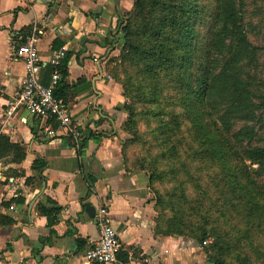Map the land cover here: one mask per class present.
I'll use <instances>...</instances> for the list:
<instances>
[{"label":"crops","instance_id":"0c3cea01","mask_svg":"<svg viewBox=\"0 0 264 264\" xmlns=\"http://www.w3.org/2000/svg\"><path fill=\"white\" fill-rule=\"evenodd\" d=\"M133 2L0 0V136L8 142L0 152V264H88L84 253L98 238L101 207L118 236L120 262L207 264L195 243L160 230L146 178L123 164L116 110L122 97L105 78L106 58ZM33 29L42 84L49 83L52 56L68 57L65 103L82 134L76 150L71 135L52 122L56 136L48 139L44 125L25 111L3 115L25 71L11 48ZM87 179L94 180L91 188Z\"/></svg>","mask_w":264,"mask_h":264},{"label":"rangeland","instance_id":"374dc122","mask_svg":"<svg viewBox=\"0 0 264 264\" xmlns=\"http://www.w3.org/2000/svg\"><path fill=\"white\" fill-rule=\"evenodd\" d=\"M196 3L194 32L187 50H182L183 42L177 32L153 39L152 44L143 38L140 41L128 39L126 45L119 28L115 50L110 58H106L107 76L122 97L116 108L122 113L117 139L121 143V152L122 148L125 150L127 173L143 174L151 201L154 206L159 198L165 202L167 218L184 206L179 196L194 192L195 188L203 196L207 195L203 202L206 209L212 197L213 205L206 218L209 223H215L217 219V233L227 231L225 237L231 243L242 234L253 243V248L258 245L256 248L263 251L264 230L256 240L259 234L253 229L247 231L246 227L248 223L264 227L260 223L264 222V170H259L241 155L240 148H245L248 142L237 144L231 133L226 135L215 131L212 124L216 123V114L212 116L204 109L199 99L204 60L207 62L202 38L211 30L213 0H197ZM238 4H242V25L247 31V40L257 49L249 75L264 93V0H242ZM131 10L132 7L122 16L121 26L126 24ZM147 16L142 19L133 14L131 34L139 31L142 25L147 26ZM125 53L128 55L122 59ZM182 71L187 73L189 81L183 82ZM182 115L185 117L181 119ZM171 118L177 123L174 130ZM259 120L253 126L264 140V104ZM241 126H235L232 132ZM196 155H199L200 163L194 162ZM137 163H141L143 169ZM148 171L154 173L153 180ZM180 182L182 184L178 186ZM218 210L225 213L223 217L219 216ZM186 220L198 224V219ZM182 238L201 248L209 264L207 253L198 239ZM238 254H241V247L227 254L224 264H239Z\"/></svg>","mask_w":264,"mask_h":264},{"label":"trees","instance_id":"16d2710c","mask_svg":"<svg viewBox=\"0 0 264 264\" xmlns=\"http://www.w3.org/2000/svg\"><path fill=\"white\" fill-rule=\"evenodd\" d=\"M239 1L242 2V0H213L211 30L208 36L202 38L207 62L204 60L203 83L198 89L199 99L204 109L212 116L216 114V123L214 121L212 124L215 131L226 135L231 133L232 140L237 144L248 142L245 148H240L241 155L262 171L264 170V140H262L253 125L260 122V110L264 104V93L259 90L260 85L257 82L255 83L249 75V68H252L255 63L257 49L247 40V31L242 25V4H238ZM196 2L197 0H135L132 10L128 14L126 24L124 23V26L120 24L123 41L128 45V39L140 41L146 38L152 44L153 39L156 40L177 32L178 37L183 42L182 50H187L194 32L193 26L198 10ZM133 14L138 15V17L141 16L142 19H145V16L148 15L149 19L146 21L147 26L142 25L139 31L131 34V17ZM147 30L149 33H147ZM196 41H199V37ZM150 54L153 55L151 52ZM185 54L187 56V53H183V56ZM127 55V53L122 54V59ZM67 61L68 57H64L59 71L60 80L54 90V97L64 102L66 86L63 81L67 75ZM49 69L51 75L52 70L50 67ZM180 76L184 77L183 82L190 80L185 71L180 72ZM122 84L127 94L130 95L128 86L124 82ZM187 89H190V86ZM172 114L176 115V113ZM184 117L182 115L181 119ZM171 121V127L174 130L177 123L173 118H171ZM239 124L242 126L232 132L234 127ZM193 139H195L194 136ZM7 144L6 138L0 136L1 153L6 149ZM8 147L9 149L12 148L11 146ZM122 158L123 164L126 166L124 148H122ZM194 162L200 163L199 155L194 157ZM137 165L143 169L141 163H137ZM148 172L151 180H153L154 173ZM87 182L88 187L91 188L94 180L87 179ZM181 184L182 182L178 186H181ZM193 191L179 196L184 206L179 212H173L170 218H167L165 202L160 198L158 199L154 208L157 214V226L160 230H164L167 236H188L198 239L201 246L203 242L211 240L209 244L203 246L209 264H224V257L227 254H232V250L240 247L241 254L236 256L239 264H264V250L257 249L258 245L253 248V243L248 241L242 234L231 243L229 238L225 237L228 236L227 231L217 233V227L215 226L217 219L215 223L213 221L209 223L208 218H206L213 205L211 204L212 197L209 199L210 204L206 209L203 202L208 198L207 195L204 194L203 196L195 188H193ZM217 212L220 213L219 216L221 217L225 214L219 210ZM42 213L47 216L50 212L42 211ZM186 218L198 219V224L188 222ZM3 221L7 224L11 222L7 219ZM260 223L264 226V222ZM248 225L246 224L248 226L246 227V229L248 228L247 231L253 229L259 234L256 237V240H259L260 236L263 235L261 231L264 230V227H254V224L251 223H248Z\"/></svg>","mask_w":264,"mask_h":264},{"label":"built area","instance_id":"2783aa9c","mask_svg":"<svg viewBox=\"0 0 264 264\" xmlns=\"http://www.w3.org/2000/svg\"><path fill=\"white\" fill-rule=\"evenodd\" d=\"M38 35L39 32L33 29L21 43H15L11 48L12 57L23 62L25 71L22 83L13 98L5 105L3 115L9 119L18 111H25L44 125L42 133L48 139L56 136L54 130L47 125L52 122L57 129L71 135L76 150L79 147L82 134L78 131V128L74 127L72 114L67 104L63 100L54 97V90L60 80L59 71L63 56L62 53H56L52 56L49 61L52 70L49 83L44 86L40 81L41 63L37 49ZM105 78L110 80L108 76ZM95 223L98 229V238L85 251V262L88 264H125L120 262L118 258L121 252V245L116 232L109 223L108 213L105 208H98L95 214ZM210 242L211 240L205 241L202 246Z\"/></svg>","mask_w":264,"mask_h":264},{"label":"water","instance_id":"95a60500","mask_svg":"<svg viewBox=\"0 0 264 264\" xmlns=\"http://www.w3.org/2000/svg\"><path fill=\"white\" fill-rule=\"evenodd\" d=\"M87 213H88L91 217H93V215H94V209L91 208L90 206H87Z\"/></svg>","mask_w":264,"mask_h":264}]
</instances>
